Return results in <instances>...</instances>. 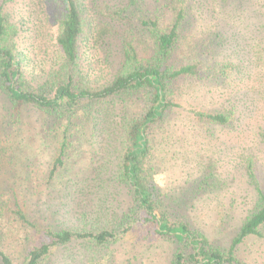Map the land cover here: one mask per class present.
Returning a JSON list of instances; mask_svg holds the SVG:
<instances>
[{
    "label": "rangeland",
    "instance_id": "374dc122",
    "mask_svg": "<svg viewBox=\"0 0 264 264\" xmlns=\"http://www.w3.org/2000/svg\"><path fill=\"white\" fill-rule=\"evenodd\" d=\"M176 0H85L87 22L95 29L101 22L114 27L96 47L88 50L100 79L107 80L122 67L123 42L132 30L125 22L110 20L102 7L136 11L133 24L141 17L157 16L160 23L173 19ZM6 12L20 25V48L30 60L27 79L36 83L43 75L40 60L54 55L51 44L58 27L50 0H9ZM197 20L190 31H184L182 48L191 60H203L205 77L186 82L177 103L157 135L155 155L158 170L154 182L164 192L181 194L187 180L202 170L205 162L217 159L219 171L227 180L223 190L205 193L195 200L189 214L213 243L229 245L233 235L253 208L255 186L246 165L255 161V174L264 183V0H235L227 6L213 3L202 15L195 10ZM137 28V26L133 27ZM48 44V45H47ZM53 49V46H52ZM86 56V55H85ZM228 66H223L224 64ZM31 64V65H30ZM31 67V68H30ZM222 105L235 111L227 127L208 124L202 114L221 110ZM116 111L124 103L109 104ZM7 96L0 90V116L16 115ZM21 130L17 135L22 152L19 163H31L19 175L8 163L0 169V238L17 264L27 258V248L48 242L24 225L15 215L17 205L33 221L57 230L70 227L88 231L110 220L114 212L129 205L128 189L111 181L105 171L116 167L115 148L88 138L82 148L72 153L77 158L75 173L70 178L47 185L46 178L52 155L40 138L43 115L31 106L20 112ZM100 140V139H99ZM104 163L100 175L96 168ZM72 170V168H71ZM108 175V174H106ZM75 183V185L73 184ZM175 245L168 241H141L135 234L109 248L89 250L79 242L58 247L48 264H171ZM240 256L246 264H264V240L251 237L241 246Z\"/></svg>",
    "mask_w": 264,
    "mask_h": 264
},
{
    "label": "trees",
    "instance_id": "16d2710c",
    "mask_svg": "<svg viewBox=\"0 0 264 264\" xmlns=\"http://www.w3.org/2000/svg\"><path fill=\"white\" fill-rule=\"evenodd\" d=\"M8 1L0 0V90L17 114L0 116V169L8 163L19 175H26L19 170L32 165L18 162L22 147L17 135H12L21 130L20 110L31 106L43 115L40 138L52 155L47 185L52 187L72 173L77 174L76 185L87 182L73 170L77 158L72 153L92 137L115 148L116 167L104 176L124 184L130 201L126 209L115 211L110 220L88 231L70 227L57 230L35 222L17 205L14 212L19 220L48 239L28 247L23 264H48L56 248L76 241L89 250L109 248L131 233L141 241L174 244L171 264H246L239 254L241 246L251 237L264 240V183L255 174L254 160L247 162L246 169L255 186V203L227 246L213 243L189 214L202 194L227 186L217 159L205 162L199 174L183 184L180 195L164 192L154 182L157 135L177 105L174 96L181 94L186 82L205 77L201 73L203 60L184 55V31H190L197 20L195 10L202 15L213 3L227 6L235 0H176L169 23H160L157 16H144L133 24L136 11L102 7L110 20L126 21L132 28L129 37L122 40V67L107 80L100 79V69L88 50L91 42L97 47L114 27L101 22L94 32L85 17V0H50L58 33L51 44L54 55H42L38 63L43 75L36 83L27 79L29 63L37 64L20 48L21 28L6 12ZM119 100L124 103L121 109L109 106ZM220 109L202 114V119L227 127L235 111L224 105ZM261 137L264 142V132ZM106 164L96 168L98 175ZM0 264H17L1 238Z\"/></svg>",
    "mask_w": 264,
    "mask_h": 264
}]
</instances>
